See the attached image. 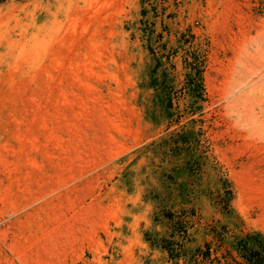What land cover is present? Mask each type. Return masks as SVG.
I'll return each mask as SVG.
<instances>
[{"label": "rangeland", "instance_id": "374dc122", "mask_svg": "<svg viewBox=\"0 0 264 264\" xmlns=\"http://www.w3.org/2000/svg\"><path fill=\"white\" fill-rule=\"evenodd\" d=\"M183 212L264 238V0H0V264H170Z\"/></svg>", "mask_w": 264, "mask_h": 264}, {"label": "trees", "instance_id": "16d2710c", "mask_svg": "<svg viewBox=\"0 0 264 264\" xmlns=\"http://www.w3.org/2000/svg\"><path fill=\"white\" fill-rule=\"evenodd\" d=\"M186 215V212L168 215L171 230L169 237L162 239L161 246L170 264H264V238L260 234H250L238 239L230 235L227 225L211 228V240L188 249L191 233ZM236 250L241 261L237 260Z\"/></svg>", "mask_w": 264, "mask_h": 264}]
</instances>
